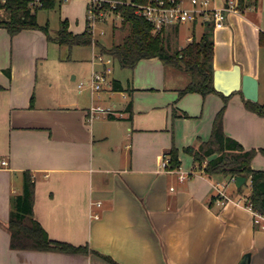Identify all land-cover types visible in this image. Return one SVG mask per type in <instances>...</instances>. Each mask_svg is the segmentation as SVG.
<instances>
[{
	"label": "crops",
	"instance_id": "0c3cea01",
	"mask_svg": "<svg viewBox=\"0 0 264 264\" xmlns=\"http://www.w3.org/2000/svg\"><path fill=\"white\" fill-rule=\"evenodd\" d=\"M87 2L63 0L49 9L59 6V29L68 20L69 31H85ZM191 23L193 28L180 24L179 38L202 37L205 22ZM58 30L49 33L56 36ZM213 41V69L222 71V84L251 75L259 82V98L250 101L264 104V0L229 11L225 26L213 28ZM51 45L60 46L41 29L11 36L0 27V264H115L91 252L11 248V198L23 191L25 171L35 181V218L52 239L87 244L117 264H237L246 252L252 254L251 264H264V229L255 225L247 195L218 203L216 183L227 178H209L185 150L210 138L224 106L227 135L247 149H264V117L247 107L241 90L179 97L189 74L158 57L142 59L132 84L107 80V91L126 99L121 108L113 103L124 115L90 121L88 110L101 105L95 104L101 91L88 85L85 96L78 84L79 94L71 93L78 72L71 78V73L67 78L48 74L47 86L40 84L38 64H45ZM140 65L149 81L139 78ZM95 69L83 77L90 81ZM114 80L122 90L114 89ZM173 146L180 167L161 171L162 158ZM257 157L264 155L254 157L253 168L264 169Z\"/></svg>",
	"mask_w": 264,
	"mask_h": 264
},
{
	"label": "trees",
	"instance_id": "16d2710c",
	"mask_svg": "<svg viewBox=\"0 0 264 264\" xmlns=\"http://www.w3.org/2000/svg\"><path fill=\"white\" fill-rule=\"evenodd\" d=\"M117 1L114 10L121 16L119 27L122 30L128 27L129 33L119 42H114L110 46L94 40V35L88 26L81 33L69 31L67 20L62 22L56 36L50 35L49 26L39 24L38 11L55 8L63 0H39L38 4L33 3L34 0H0V27L6 28L11 36H15L24 29H41L47 34L49 40L69 49L75 45L95 44L101 53L118 59L122 67L135 68L142 59L158 57L165 65H170L189 74L190 81L179 90V97L190 92H198L203 96L213 92L220 93L214 87V24L212 21L205 22V30L199 40L193 39L181 47L176 44V39L179 38L180 24H172L157 30L152 21L136 12V6L127 3V1H132L137 4H145L149 0ZM256 1L238 0V7L244 9L255 4ZM105 5L111 6L109 2H105ZM6 72L10 75V69H7ZM113 84L115 90L123 89L119 80H114ZM3 88L0 83V90ZM240 92L242 93V91ZM225 98L227 97L225 96ZM128 107L132 108V102ZM247 107L264 117V104L247 100ZM224 113L225 106L217 113L211 136L207 141L201 142L197 148L188 146L185 150L193 155L195 163L209 178H213L215 175L229 179L238 175L246 177L247 181L241 187H237V190L242 192L244 185L250 181L251 192L247 196L246 203L250 204L254 211L264 213V169H255L252 166L254 157L258 153L264 155V149H247L240 141L227 135L224 127ZM166 156L170 158V169L180 167L178 148L173 146ZM23 174V191L11 198L8 224L11 233V248L83 254L91 252L117 264L111 256L93 250L87 244L75 245L52 239L34 215V178L29 171H25Z\"/></svg>",
	"mask_w": 264,
	"mask_h": 264
},
{
	"label": "built area",
	"instance_id": "2783aa9c",
	"mask_svg": "<svg viewBox=\"0 0 264 264\" xmlns=\"http://www.w3.org/2000/svg\"><path fill=\"white\" fill-rule=\"evenodd\" d=\"M212 0H149L145 4H137L132 1H127V3L136 6V12L145 16L148 20L152 21L157 30L165 26H170L172 24H181L183 22H197L199 20L203 22L212 21L214 28H223L225 26V21L229 11H238V0H226L225 5L222 7L212 6ZM105 2L111 4L110 7L105 5ZM117 0H88L87 2V26L89 30L94 35V40H97L95 37L96 26L100 23L105 22L109 19V16L115 15L121 18L120 14H117L114 10L117 4ZM189 2V4H186ZM35 4L40 3L39 0H34ZM103 33V31L101 32ZM95 45V44H94ZM98 62L102 65L101 69H95L92 73L89 87L92 92H99L103 89V85L107 83L109 73H111L112 68L109 64L112 62V56L108 54H103L100 52L98 56ZM96 61L93 60V63ZM84 82L79 83V88L82 89ZM89 120L93 121L96 118L102 116H123L122 112L116 110L115 107L105 108L101 105L91 106L88 110ZM3 164H7V160H1ZM170 158L164 156L162 158L160 169L161 171H169ZM181 180L185 178L182 174L180 176ZM234 183L236 182V176L230 178ZM227 184L224 182H217V202L224 204L227 200H231V197L225 192ZM244 201L247 202V196L244 197ZM98 205L101 202H97ZM251 208L250 204H247ZM253 211L254 223L256 226L264 229V213Z\"/></svg>",
	"mask_w": 264,
	"mask_h": 264
},
{
	"label": "rangeland",
	"instance_id": "374dc122",
	"mask_svg": "<svg viewBox=\"0 0 264 264\" xmlns=\"http://www.w3.org/2000/svg\"><path fill=\"white\" fill-rule=\"evenodd\" d=\"M186 4H189V2H186ZM59 6L56 8L55 12L50 11L49 9H41L39 10V22L42 25L49 24V31L52 34H55L56 31L60 27V15H59ZM58 9V11H57ZM68 21V20H67ZM121 24V18L111 15L109 16V19L106 20L103 23L98 24L95 30V37L97 40L105 45H112L114 42H119L125 35L129 33V28L122 30L119 26ZM188 28H193L191 22H187ZM201 25L197 26V31L199 32V29H201ZM103 31V33H101ZM192 33V30L190 31ZM185 36H181V38L176 39V44H188L190 41H185ZM184 43H182V42ZM175 43V40H174ZM173 43V46H174ZM100 54L99 47L97 45H91V46H75L73 49H69L68 47L64 46H58V45H51L50 51H49V58L45 61L44 65L38 64L39 68V80L40 84L44 85V87L47 86V78L48 74L57 75L59 73H63L65 77L71 73L70 78L74 74V72H78L79 78L78 81H76L74 85H72L69 89V91L73 94H79V89L77 85L83 81L84 82V88L82 95H87V92L90 93L89 90H87V86L89 85L90 81H88V75L91 73V70L93 67L96 69H101L102 65L98 62V58H95ZM91 59V61H90ZM93 60H95V66L93 65ZM2 57L0 56V64H2ZM40 63V60H39ZM144 65V63L142 64ZM142 65H140V71H139V78L142 79L144 82L145 80L149 81V77L147 76V69H141ZM109 66L112 68L111 73H109L108 81L113 79H121L122 82L128 86V84L131 82L132 84V76H133V70L134 68H128V67H122L119 60L112 58V62L109 64ZM87 75V79L83 77V75ZM109 88V85L105 83L103 85V89L101 91V98H96L95 104H101V106H104L105 108L113 107V103H116L117 108L123 107L125 103V98L123 97L122 93L119 91H107ZM67 89V88H66ZM99 91V92H100ZM257 159H263L264 157H257ZM258 161V160H257ZM264 167V164H261ZM219 182H224L227 184L226 187V193L231 198H243L245 195H249L251 192V183L250 181L247 182L246 185L243 187V191L240 192L237 190L236 184L231 181L230 179H223Z\"/></svg>",
	"mask_w": 264,
	"mask_h": 264
},
{
	"label": "water",
	"instance_id": "95a60500",
	"mask_svg": "<svg viewBox=\"0 0 264 264\" xmlns=\"http://www.w3.org/2000/svg\"><path fill=\"white\" fill-rule=\"evenodd\" d=\"M236 68H238L236 66ZM222 71L215 69L214 70V87L225 94H230L232 91L241 90L244 96L252 101H258L259 98V82L257 78L242 74L239 78L236 77L234 83L230 86H225L221 82ZM247 178L241 175L236 176V186L241 187ZM251 252H246L237 264H251Z\"/></svg>",
	"mask_w": 264,
	"mask_h": 264
}]
</instances>
